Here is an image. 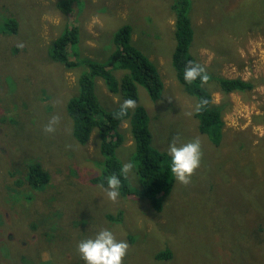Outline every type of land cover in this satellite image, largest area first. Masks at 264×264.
I'll return each instance as SVG.
<instances>
[{"label":"rangeland","instance_id":"obj_1","mask_svg":"<svg viewBox=\"0 0 264 264\" xmlns=\"http://www.w3.org/2000/svg\"><path fill=\"white\" fill-rule=\"evenodd\" d=\"M59 1L0 0V264H20L16 256L9 258V253L23 249L28 253L25 264H84L74 255L76 243L98 230L88 229L84 235L69 228L81 217L100 229L108 228L106 215H115L119 209L125 228L113 227V235L118 236L122 228L126 240L134 236L136 227L126 264L136 249L142 256L129 264H148L144 253L149 251L150 257L151 250L147 248L169 247L177 256V246L164 231L166 214L177 219L178 230L180 226L192 229L210 224L205 234L209 240L210 231L213 235V261L208 263V258L190 251L191 255L184 248L181 264H264L257 241L264 238V0L190 3L193 36L189 51L207 72L215 77L263 78L243 93L223 94L213 90L214 84L209 85L211 102L218 104L222 113L218 146L198 129L196 102L183 91L171 64L175 0H70L74 9L67 16L58 11ZM7 20L17 22L16 31L7 30ZM69 21V25L78 26V41L70 55L79 65L73 69L52 60L48 46ZM126 25L131 45L154 64L163 84L157 100L137 87V101L148 117L151 144L166 151L173 139L180 143L198 139L201 145L200 167L187 185L174 178L170 193L161 196V214L151 209L149 201L136 196L110 201L103 188L89 184L94 175L91 162L99 157L96 134L93 132L85 145L76 143L71 119L63 109L67 97L78 91L76 76L86 67L84 58L106 61L114 48L115 31ZM124 72L117 68L112 73L120 80ZM95 93L105 107L125 100L109 92L101 79L96 80ZM53 118L54 131L44 132V125ZM120 129L125 138L116 155L122 165L131 162L126 175L132 177L136 169L126 120ZM34 160L50 173V189L27 185V167ZM38 210L47 211V219L37 216ZM47 223L56 226L54 250L46 243V231L50 234ZM226 223L231 226L230 234L221 240V234L215 232L224 230ZM141 231L150 233L153 246L145 235L137 238ZM37 236L41 243L34 242ZM187 244L183 239L182 245Z\"/></svg>","mask_w":264,"mask_h":264},{"label":"trees","instance_id":"obj_2","mask_svg":"<svg viewBox=\"0 0 264 264\" xmlns=\"http://www.w3.org/2000/svg\"><path fill=\"white\" fill-rule=\"evenodd\" d=\"M21 1L23 2L24 0ZM175 2L173 24L175 42L171 55V64L175 77L182 86L183 91L188 96H192L196 102L194 116L198 121V129L202 134L206 135L209 142L218 146L222 139V113L220 106L211 102L212 96L211 91L208 89L209 85L214 84L213 90L223 94L232 92L243 93L251 91L257 82H260L263 78L242 79L240 77H225L221 75L215 77L212 73L207 72L205 67L189 51L193 36V28L189 17L191 0H175ZM56 6L62 16L69 15L74 9V6L71 7L70 0H61L56 3ZM69 24L70 21L66 23L55 39L53 38L50 41L51 43L48 46H50L49 56L52 60L73 69L79 65V62L76 59H72L70 55V53L74 52L73 47L78 41V26L76 24ZM5 26L8 28V31L14 32L17 30V22L15 21L7 20ZM69 46H71L70 49H68ZM113 46V51L104 62L86 60L84 58L86 67L76 76L75 85L76 88L78 87V91L76 90V93L67 97L63 104V109L66 116L71 119V134L76 143L85 145L90 139L92 132L94 131L96 134V150L99 153V157L93 159L91 162L94 168V175L89 178V184L98 185L102 188L101 185H105V177L116 175L120 179V195L118 197L136 196L144 201H149L151 209L157 214H161L163 207L160 201L162 197L170 193L174 177L169 171L167 151L159 147L157 149L151 144V130L148 124V117L145 108L137 101V87L140 85L146 90L151 100H157L163 84L154 64L137 48L131 45L129 26L120 27L115 31ZM188 61H193L204 67L208 75L207 82L201 83L199 78L191 83L184 81L183 71ZM117 68L125 70L120 80H117L112 73ZM97 79L103 81L109 92L119 95L122 99L135 100L137 103L135 108L133 110L128 109L121 114L120 105L115 107L103 106L95 93ZM123 120L128 122V133L132 141L131 154L136 169L132 177L121 174L122 163L116 155L117 147L123 143L125 138L124 133L120 129V123ZM26 174V183L30 187L41 189L47 187L45 190L50 189L51 186L48 185L51 178L50 173L43 169V165L39 160H34L28 164ZM131 181H135L137 185L132 186ZM122 204L123 202L119 201L118 205L120 207ZM38 215L44 216V219H47L49 213L44 210L39 212L38 210ZM166 218L167 230L164 231L170 234L172 238L170 239V243H174L177 246V256L173 254L169 247L164 246V248H158L156 251L147 248V250H151L150 257L149 251L144 253V256L148 257V264H151V260L160 264H181L182 258L185 256L183 253L184 248H186L189 254L196 252V256L203 259L208 258V263L213 261L211 256L213 252V235H211L210 231L211 240H209L205 234L206 226H209V223L196 225L192 229L188 226H180V230H178L177 219L168 214H166ZM105 219H108L110 222V226L107 228L110 231L113 227L118 228L119 225L125 228L122 210L120 209L115 215H106ZM42 224H45V222ZM74 224L75 227L69 228L74 234H80L79 231H81L85 235L88 229L100 230L97 223L94 225L89 218L81 217ZM52 225V223L45 225V227L50 229V234L46 231V235L49 236L46 243L49 246L51 244L50 248L54 250L53 230H55L54 227L56 228V226ZM228 225L229 223H226L224 230L221 231L219 229L215 232L216 234H221L219 235L221 240L224 238L227 240L229 237L231 226L229 227ZM118 230L120 231L118 236L115 235L114 237L117 240H124L122 238L123 229L119 228ZM132 231L134 236H127L125 240L129 245V251L130 246L132 247L135 240L136 227H133ZM257 233L260 234V232ZM92 234L94 235V233ZM144 235L149 239V232H137L136 236L139 238ZM183 239L188 240L186 246L182 245ZM149 240L151 245L155 242L154 238ZM257 241L261 245L260 252L264 254V238ZM34 242L41 243V240L37 236ZM136 250L137 252H133L134 254L128 261V264L136 256H142L139 253V249ZM26 251V249L11 251L9 258L11 255H14L20 264H25L28 262V253ZM58 251L66 253L63 248H59ZM74 255L80 258L77 251ZM125 262H127V255L123 258L122 264H126Z\"/></svg>","mask_w":264,"mask_h":264},{"label":"clouds","instance_id":"obj_3","mask_svg":"<svg viewBox=\"0 0 264 264\" xmlns=\"http://www.w3.org/2000/svg\"><path fill=\"white\" fill-rule=\"evenodd\" d=\"M200 64L202 63L200 62ZM200 64L193 61L186 62L183 71L185 82L191 83L197 78L201 83L207 82V70L205 71L203 64ZM135 106V100L125 99L120 104V112L123 114L128 109L133 110ZM55 122V118L50 120L48 124L44 125L43 131L46 133L54 131ZM167 156L169 157V171L172 176L179 184L187 185L190 183L194 171L201 164L200 142L198 139H192L180 143L173 139L168 144ZM131 168V162L123 164L120 170L121 174H128ZM105 185H101V187L104 189L108 200L116 201L120 195V179L116 175H109L105 177ZM128 247L129 245L125 240H117L112 231L107 228L100 229L94 235L82 238L76 243V251L84 264H122Z\"/></svg>","mask_w":264,"mask_h":264},{"label":"bare ground","instance_id":"obj_4","mask_svg":"<svg viewBox=\"0 0 264 264\" xmlns=\"http://www.w3.org/2000/svg\"><path fill=\"white\" fill-rule=\"evenodd\" d=\"M126 12V11H125ZM205 135V134H204Z\"/></svg>","mask_w":264,"mask_h":264}]
</instances>
